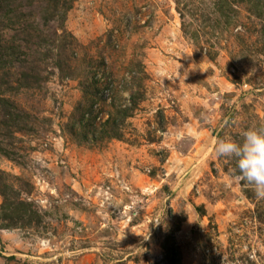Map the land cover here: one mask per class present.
<instances>
[{"label": "rangeland", "instance_id": "obj_1", "mask_svg": "<svg viewBox=\"0 0 264 264\" xmlns=\"http://www.w3.org/2000/svg\"><path fill=\"white\" fill-rule=\"evenodd\" d=\"M260 125L264 0H0V264H264Z\"/></svg>", "mask_w": 264, "mask_h": 264}, {"label": "clouds", "instance_id": "obj_2", "mask_svg": "<svg viewBox=\"0 0 264 264\" xmlns=\"http://www.w3.org/2000/svg\"><path fill=\"white\" fill-rule=\"evenodd\" d=\"M240 137L219 139L214 153L233 160L236 178L250 185L257 198L264 199V125L249 127Z\"/></svg>", "mask_w": 264, "mask_h": 264}]
</instances>
